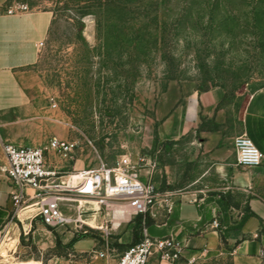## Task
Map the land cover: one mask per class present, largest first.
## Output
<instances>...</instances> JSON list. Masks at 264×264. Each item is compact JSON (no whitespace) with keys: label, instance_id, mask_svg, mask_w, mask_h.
I'll use <instances>...</instances> for the list:
<instances>
[{"label":"rangeland","instance_id":"obj_1","mask_svg":"<svg viewBox=\"0 0 264 264\" xmlns=\"http://www.w3.org/2000/svg\"><path fill=\"white\" fill-rule=\"evenodd\" d=\"M31 5L52 15L32 68L43 110L36 120L37 146H46L52 136L76 143L70 157L49 154L62 175L127 164L155 187L156 204L112 229L115 238L128 228L138 234L161 223L180 194L218 182L211 171L205 174L213 153L234 149L247 102L264 86V0H31ZM212 88L221 91L216 107L182 136L164 139L165 110ZM69 208L76 210L74 203ZM219 234L220 244L195 264H232L223 248L225 231Z\"/></svg>","mask_w":264,"mask_h":264},{"label":"crops","instance_id":"obj_2","mask_svg":"<svg viewBox=\"0 0 264 264\" xmlns=\"http://www.w3.org/2000/svg\"><path fill=\"white\" fill-rule=\"evenodd\" d=\"M6 4L7 0H0V264H115L134 239L132 228L115 238L110 229H90L88 233H75L63 226L52 229L33 211L14 215L2 146L6 142L37 146L35 134L40 125L36 120L43 110L32 68L52 15L34 7L24 15H8ZM220 97V89L212 88L165 110L162 137L182 136L198 124L204 111L216 107ZM241 132L264 156V86L249 98ZM210 169L205 174L211 171L218 182L180 194L161 223L145 227L147 235L176 238L184 246L182 260L197 261L220 244L219 233L225 231L223 248L232 264H264V158L258 166L244 167L236 161L233 148L229 152L218 149ZM213 220L217 228L211 225ZM150 227L157 233L151 235ZM107 243L110 251L105 252ZM148 264L169 263L159 261L157 252L152 251Z\"/></svg>","mask_w":264,"mask_h":264},{"label":"built area","instance_id":"obj_3","mask_svg":"<svg viewBox=\"0 0 264 264\" xmlns=\"http://www.w3.org/2000/svg\"><path fill=\"white\" fill-rule=\"evenodd\" d=\"M31 11V0H7L5 13L8 15L20 16ZM233 145L241 166L253 167L262 163V152L246 135L234 137ZM2 148L7 158L4 170L6 178L11 181L10 198L14 215L31 208L51 228L64 226L75 233H88L90 229L97 228L84 223L77 209L72 212L69 208L77 198H91L101 208L113 210L117 217L107 221L102 228L110 230L119 228L123 222H129L134 217L144 216L156 204L154 185L141 180L138 171L127 164H101L62 175L51 163L49 154L70 157L76 148L72 140L52 136L44 147L6 142ZM211 225L218 227L216 220ZM183 247L172 236L152 238L143 227L140 240L126 247L117 256L115 264H148L152 251L157 252L159 261L195 264V258L182 260ZM106 250L110 251L109 243L105 245ZM105 252L100 256L103 257Z\"/></svg>","mask_w":264,"mask_h":264},{"label":"bare ground","instance_id":"obj_4","mask_svg":"<svg viewBox=\"0 0 264 264\" xmlns=\"http://www.w3.org/2000/svg\"><path fill=\"white\" fill-rule=\"evenodd\" d=\"M74 207L79 212L80 219L89 226L97 229L105 228V222L114 219L116 213L112 211L102 212L101 206L96 200L91 198H77L74 201ZM31 208L24 209L27 214L30 213ZM103 219H106L105 222ZM117 223V222H115Z\"/></svg>","mask_w":264,"mask_h":264},{"label":"trees","instance_id":"obj_5","mask_svg":"<svg viewBox=\"0 0 264 264\" xmlns=\"http://www.w3.org/2000/svg\"><path fill=\"white\" fill-rule=\"evenodd\" d=\"M138 217H139V216H138ZM133 235H134V239H133V241H132L130 244L127 245V247H128L129 245H131V244H133V243L139 241L140 238H141V233H140V232H139L138 234H137V233H133Z\"/></svg>","mask_w":264,"mask_h":264}]
</instances>
